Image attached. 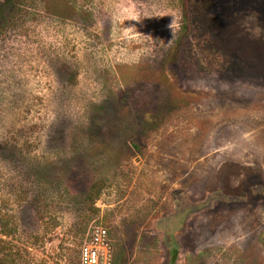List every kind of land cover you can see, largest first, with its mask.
I'll return each mask as SVG.
<instances>
[{"label":"rangeland","instance_id":"rangeland-1","mask_svg":"<svg viewBox=\"0 0 264 264\" xmlns=\"http://www.w3.org/2000/svg\"><path fill=\"white\" fill-rule=\"evenodd\" d=\"M97 223L114 264H264V0H0V264Z\"/></svg>","mask_w":264,"mask_h":264},{"label":"built area","instance_id":"built-area-1","mask_svg":"<svg viewBox=\"0 0 264 264\" xmlns=\"http://www.w3.org/2000/svg\"><path fill=\"white\" fill-rule=\"evenodd\" d=\"M79 264H114V249L109 228L97 223L89 231L79 250Z\"/></svg>","mask_w":264,"mask_h":264},{"label":"trees","instance_id":"trees-1","mask_svg":"<svg viewBox=\"0 0 264 264\" xmlns=\"http://www.w3.org/2000/svg\"><path fill=\"white\" fill-rule=\"evenodd\" d=\"M3 235H6L7 233L6 232H2Z\"/></svg>","mask_w":264,"mask_h":264}]
</instances>
